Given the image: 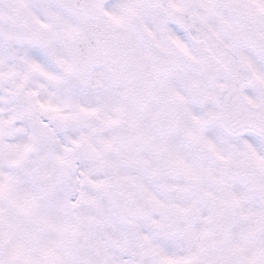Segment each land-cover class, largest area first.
Returning <instances> with one entry per match:
<instances>
[{"label":"snow or ice","instance_id":"snow-or-ice-1","mask_svg":"<svg viewBox=\"0 0 264 264\" xmlns=\"http://www.w3.org/2000/svg\"><path fill=\"white\" fill-rule=\"evenodd\" d=\"M0 264H264V0H0Z\"/></svg>","mask_w":264,"mask_h":264}]
</instances>
